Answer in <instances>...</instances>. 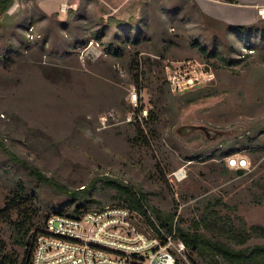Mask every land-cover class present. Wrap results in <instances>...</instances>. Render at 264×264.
Segmentation results:
<instances>
[{"label": "rangeland", "instance_id": "374dc122", "mask_svg": "<svg viewBox=\"0 0 264 264\" xmlns=\"http://www.w3.org/2000/svg\"><path fill=\"white\" fill-rule=\"evenodd\" d=\"M54 11L18 0L0 17V208L21 184L35 193L33 233L73 212L68 192L123 205L103 184L117 180L146 195L156 221L172 216L176 233L264 244L250 229L264 228V20L226 24L196 0H70ZM28 23L42 34L35 43ZM202 68L213 80L173 90L177 71ZM139 109L145 121L129 122ZM0 234L23 254L3 221ZM189 251L195 264H228Z\"/></svg>", "mask_w": 264, "mask_h": 264}, {"label": "built area", "instance_id": "2783aa9c", "mask_svg": "<svg viewBox=\"0 0 264 264\" xmlns=\"http://www.w3.org/2000/svg\"><path fill=\"white\" fill-rule=\"evenodd\" d=\"M67 4L61 10L66 11ZM264 17V7L259 9ZM23 36L35 43L42 34L34 23L25 26ZM174 91H183L201 80L211 81L213 71H177ZM131 101L137 106L138 93ZM148 110L139 109L127 120L143 123ZM248 167L247 159H231ZM155 220L153 217H151ZM159 232L150 228L145 217L127 205L97 204L81 214L55 212L47 216L38 236L31 264H195L185 242L175 231L167 232L155 220Z\"/></svg>", "mask_w": 264, "mask_h": 264}, {"label": "trees", "instance_id": "16d2710c", "mask_svg": "<svg viewBox=\"0 0 264 264\" xmlns=\"http://www.w3.org/2000/svg\"><path fill=\"white\" fill-rule=\"evenodd\" d=\"M15 1L16 0H0V17L13 6ZM201 51L207 56L216 54L214 51H207L204 47H201ZM34 173L38 176L37 171H34ZM103 184L116 190L117 196L124 202L123 205H127L131 209L141 213L145 217L146 223L150 228L156 232L160 231L155 220L150 216L147 203L148 200L145 194H140L130 185L117 180H105ZM92 192V189L79 192H68L67 195L71 197L75 204L73 212L69 213L81 214L90 207L100 204V201L92 198ZM14 194L15 195L6 203L4 208H0V221L10 226L14 242L20 247H23L24 252L23 254H19L9 249L7 242L0 234V264H31L37 238L43 230L38 229L31 233L32 219L30 218L31 215H29V212L31 211L37 214L41 208L38 205L37 195L35 193H28L27 189L22 184ZM14 214H16V218H14ZM156 217L159 220V222H157L161 228L165 229L167 232H172L174 230V218L172 216H165L157 213ZM203 220L205 221V218H203ZM200 222L201 221L196 222L197 227H199ZM176 229L178 236L185 242L187 247L193 253H197L202 257L209 258L210 260L221 257L228 262V264H264V244L235 249L225 241L214 237H208L198 232L197 229L191 230L182 227ZM250 229L252 233H264V228L262 226L252 225ZM249 236H251V233L246 229L245 233L241 235L240 242H246ZM213 264L218 263L214 261Z\"/></svg>", "mask_w": 264, "mask_h": 264}, {"label": "crops", "instance_id": "0c3cea01", "mask_svg": "<svg viewBox=\"0 0 264 264\" xmlns=\"http://www.w3.org/2000/svg\"><path fill=\"white\" fill-rule=\"evenodd\" d=\"M34 1L38 9L49 15L56 12L54 9L66 14L67 11H62L61 6L62 4L69 5L70 0ZM196 2L206 16L226 24L251 26L264 20V17L259 13V9L264 7V0H196ZM50 6L53 7V9H49L52 13L47 11Z\"/></svg>", "mask_w": 264, "mask_h": 264}]
</instances>
